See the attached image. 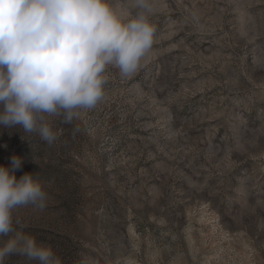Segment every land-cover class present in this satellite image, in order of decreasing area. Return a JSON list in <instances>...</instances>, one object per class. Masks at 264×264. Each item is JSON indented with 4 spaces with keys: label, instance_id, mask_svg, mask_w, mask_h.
Segmentation results:
<instances>
[{
    "label": "rangeland",
    "instance_id": "374dc122",
    "mask_svg": "<svg viewBox=\"0 0 264 264\" xmlns=\"http://www.w3.org/2000/svg\"><path fill=\"white\" fill-rule=\"evenodd\" d=\"M149 19L137 73L49 117L55 142L0 126V165L47 193L14 227L63 264H264V0H153Z\"/></svg>",
    "mask_w": 264,
    "mask_h": 264
},
{
    "label": "clouds",
    "instance_id": "9594fccd",
    "mask_svg": "<svg viewBox=\"0 0 264 264\" xmlns=\"http://www.w3.org/2000/svg\"><path fill=\"white\" fill-rule=\"evenodd\" d=\"M153 0H0V126L20 127L52 144L62 133L49 117L72 123L105 95L107 70L137 73L152 50ZM21 161L0 165V264H63L50 245L14 221V211L43 210L47 193L32 173L19 178ZM77 264H100L81 254Z\"/></svg>",
    "mask_w": 264,
    "mask_h": 264
}]
</instances>
